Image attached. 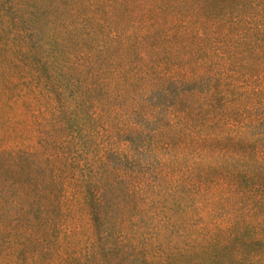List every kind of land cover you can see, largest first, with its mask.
<instances>
[{"label": "trees", "instance_id": "obj_1", "mask_svg": "<svg viewBox=\"0 0 264 264\" xmlns=\"http://www.w3.org/2000/svg\"><path fill=\"white\" fill-rule=\"evenodd\" d=\"M0 264H264V0H0Z\"/></svg>", "mask_w": 264, "mask_h": 264}]
</instances>
